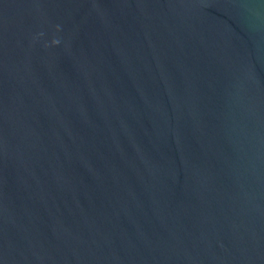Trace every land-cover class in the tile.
<instances>
[{"label":"water","instance_id":"obj_1","mask_svg":"<svg viewBox=\"0 0 264 264\" xmlns=\"http://www.w3.org/2000/svg\"><path fill=\"white\" fill-rule=\"evenodd\" d=\"M0 264H264V0H0Z\"/></svg>","mask_w":264,"mask_h":264}]
</instances>
